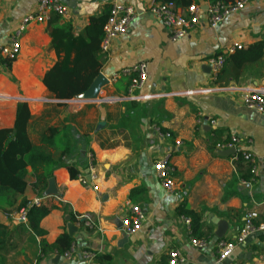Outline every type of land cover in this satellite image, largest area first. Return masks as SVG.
<instances>
[{"label":"crops","instance_id":"obj_1","mask_svg":"<svg viewBox=\"0 0 264 264\" xmlns=\"http://www.w3.org/2000/svg\"><path fill=\"white\" fill-rule=\"evenodd\" d=\"M58 1L68 13L60 23H69L74 35H84L90 19L107 9L109 13L114 3L131 5L137 16L106 54L100 48L103 60L98 75L106 84L95 88V79L75 99L58 100L42 84L57 61L48 21L28 25L17 58L9 67L0 64V130L13 128L18 106L27 104L29 142L42 147L47 128L64 129L66 141L46 151L57 156L59 147L67 146L64 162L74 164L77 177L87 181L82 185L77 178L70 179L61 166L38 191L32 188L28 168L24 193L0 197V227L8 236L0 264H36L41 238L34 237L17 215H9L22 200L52 208L40 222L45 244H54L64 231L68 234V225L76 231L69 258L48 253L38 264H51L57 256L56 264H161L171 250L181 253L182 264H264V233L235 244L249 213L257 214L256 224L264 223V116L242 102L246 89L264 92V49L261 58L251 62L241 63L237 51L229 55L214 81L208 65L234 45L245 50L264 43V0H252L216 28L202 19L176 42L147 11L150 0ZM34 11V0H0V45L9 43L22 18ZM139 63L145 64L147 75L140 89L129 92L126 77L112 81L119 71ZM143 96L151 98L133 99ZM231 138L237 139L234 155L248 153L253 164L238 162L234 155H218L216 144ZM164 156L170 158L180 198L166 193L154 174V162ZM182 201L200 216L198 239L207 243L203 249L190 244L187 219L177 214ZM132 206L140 207L145 221L140 231L126 236L120 219ZM70 215H89L96 229L72 223ZM218 223L226 225L220 239L215 238ZM219 241L235 248L215 263ZM83 251L94 253L95 259L85 261Z\"/></svg>","mask_w":264,"mask_h":264},{"label":"trees","instance_id":"obj_2","mask_svg":"<svg viewBox=\"0 0 264 264\" xmlns=\"http://www.w3.org/2000/svg\"><path fill=\"white\" fill-rule=\"evenodd\" d=\"M162 3H172L179 9H186L196 0H156ZM232 3L235 0H223ZM108 9L103 14L92 17L85 29L84 35H74L69 23H60V17L52 14L47 22V32L51 39L52 48L56 54V63L44 74L42 84L56 99L72 100L84 94L92 85L102 66L103 55L100 44L103 38V27L107 20ZM264 43L258 42L245 50H236L238 60L242 62L256 61L263 54ZM236 51L234 53H236ZM233 53V54H234ZM11 63H7L9 67ZM30 119L27 104H20L17 108L14 126L11 129L0 130V197L7 195H22L27 187L28 168L34 180L32 188L43 190L56 168L64 166L70 179H76L79 171L74 164L64 162L69 153L67 146L59 147L57 156L47 152V148L57 146L66 141L64 129L47 128L41 137L42 147L32 145L27 137L26 128ZM229 141V140H228ZM224 144L217 143L216 145ZM238 162H245L242 154L234 155ZM250 179V177H247ZM52 208L43 204H32L22 200L16 213L23 212L28 231L39 240V253L35 258L36 264L42 257L51 254L65 255L73 247L71 237L64 231L52 245H47L42 237L45 232L40 228L41 220ZM177 214L187 219L190 236L193 239L202 237L200 216L182 201L177 208ZM72 223H82L70 215ZM6 231L0 227V251L5 249ZM161 264H168V259Z\"/></svg>","mask_w":264,"mask_h":264},{"label":"built area","instance_id":"obj_3","mask_svg":"<svg viewBox=\"0 0 264 264\" xmlns=\"http://www.w3.org/2000/svg\"><path fill=\"white\" fill-rule=\"evenodd\" d=\"M35 11L26 14L14 35L10 38V42L5 45H0V64L12 63L18 56L20 51V37L31 23L47 22L52 14L59 16L61 19L67 18V9L58 0H34ZM203 5L191 4L186 9H179L172 3H162L156 0H150L147 6V11L155 17V19L168 32L169 40L176 42L187 35H189L199 25L201 20H205L210 28H216L227 17L234 13H238L246 8L252 0H235L232 3H225L223 0H202ZM136 11L131 5L121 3H114L108 13L107 20L103 27V38L100 44L101 52L106 54L109 47L115 39L128 33L129 27L136 19ZM242 49L239 45H234L226 49L222 54L211 58L208 61L210 67L211 78L214 81L220 71L222 70L226 59L236 50ZM126 77L129 79V92L134 89H140L147 80L146 66L144 63H139L131 68L123 69L115 74L112 81L118 78ZM162 97V96H161ZM150 96L137 97L133 99L149 100ZM243 105L249 110H253L264 116V92L254 89H246L243 96ZM159 132L158 129H155ZM164 138L171 139L169 134H164ZM179 146L180 143L176 142ZM237 144L236 138H231L226 144L216 145V150H235ZM243 160L246 163L253 164V158L248 153L242 154ZM169 156H164L158 159L153 164V171L158 179L162 189L174 197L180 198L179 191L174 182V169L169 162ZM251 174L255 175V167H251ZM82 185L87 181L83 177H77ZM92 191H97L96 186H92ZM32 204H39L34 201ZM10 217L17 219L26 224L25 214L23 212L10 213ZM77 221L82 223V226L87 229H94L92 218L89 215L76 216ZM257 214L255 212L249 213L245 219L243 226L235 239V244H241L250 235L264 233V223L256 224ZM145 221V215L138 206H132L129 214L120 219L121 231L126 236H131L140 231L142 223ZM189 222L188 220L186 221ZM96 229V228H95ZM190 244L197 248L203 249L207 243L204 239H191ZM234 244L219 241L216 243L215 249V263H221L228 258L234 250ZM74 251L72 247L70 252L64 256L69 258ZM85 261H92L95 259V254L89 251L81 253ZM168 264H182L185 262L181 253L178 250H171L167 253Z\"/></svg>","mask_w":264,"mask_h":264},{"label":"water","instance_id":"obj_4","mask_svg":"<svg viewBox=\"0 0 264 264\" xmlns=\"http://www.w3.org/2000/svg\"><path fill=\"white\" fill-rule=\"evenodd\" d=\"M106 84V81L105 79L101 76V75H98V77L96 78L95 80V85L94 87L95 88H100L102 87L103 85ZM218 155L219 156H222V157H226V156H230V155H234V149L232 150H225V151H220L218 152ZM225 228H226V225L224 223H218V230L216 231V234H215V238L216 239H220L222 236H223V233L225 231ZM75 229L71 226V225H68V235L70 237L73 236V234L75 233ZM58 256L55 257L52 261H51V264H56L58 263Z\"/></svg>","mask_w":264,"mask_h":264}]
</instances>
